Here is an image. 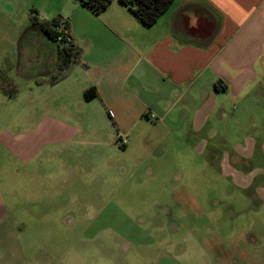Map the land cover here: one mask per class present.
Listing matches in <instances>:
<instances>
[{"label": "rangeland", "instance_id": "374dc122", "mask_svg": "<svg viewBox=\"0 0 264 264\" xmlns=\"http://www.w3.org/2000/svg\"><path fill=\"white\" fill-rule=\"evenodd\" d=\"M67 2L0 0V193L19 254L12 264L31 254L49 264H264L259 106L228 97L203 128L172 130L162 144L160 129L147 128L128 150L115 135L101 145L103 118L63 110L74 97L49 83L55 45L29 21L30 10L52 19ZM57 124L71 139L41 143ZM26 139L33 145L22 149ZM64 168L76 174L60 181ZM48 189L52 198L40 194Z\"/></svg>", "mask_w": 264, "mask_h": 264}, {"label": "crops", "instance_id": "0c3cea01", "mask_svg": "<svg viewBox=\"0 0 264 264\" xmlns=\"http://www.w3.org/2000/svg\"><path fill=\"white\" fill-rule=\"evenodd\" d=\"M73 1L55 9L53 16L67 19L81 61L56 86L69 100L74 97L73 103L63 104L64 111L74 105L80 115L90 110L103 118L101 127L109 140L101 138V145L110 146L115 135L120 148L128 150L145 140L142 130L147 128L160 129L156 144H162L172 130L203 128L226 107L228 97L259 106V119L264 121V0H174L149 27L118 0L100 14ZM37 10L47 15L45 9ZM218 81L225 89L215 88ZM90 87L96 88L98 98L84 101L82 94ZM152 120L156 123L150 124ZM55 129L40 136L41 143L71 139L65 125L57 124ZM18 143L26 149L33 140ZM256 144L262 145L264 155V142ZM7 148L12 152V146ZM14 152L23 159L28 156L22 150ZM63 173L60 181L76 170L64 168ZM55 183L50 188L56 192L54 199L61 192ZM40 194L53 195L49 189ZM6 211L0 193V264H12V258L19 256L12 254V218L5 217ZM65 221L72 223L70 217ZM261 227L264 240V222ZM32 257L25 264H49L41 257L31 263Z\"/></svg>", "mask_w": 264, "mask_h": 264}, {"label": "trees", "instance_id": "16d2710c", "mask_svg": "<svg viewBox=\"0 0 264 264\" xmlns=\"http://www.w3.org/2000/svg\"><path fill=\"white\" fill-rule=\"evenodd\" d=\"M95 14L104 12L113 0H74ZM144 25L152 26L169 8L174 0H118ZM29 21L53 43L56 44V62L50 84H55L68 76L72 68L81 61V50L72 44L68 33V21L62 16L47 19L35 10L29 11ZM3 69L0 75V87L4 89ZM216 89H225L220 81L215 83ZM82 97L84 101L98 98L95 87L86 89Z\"/></svg>", "mask_w": 264, "mask_h": 264}]
</instances>
